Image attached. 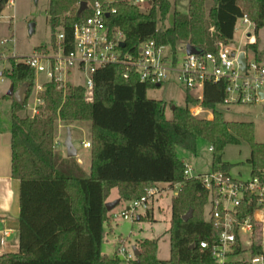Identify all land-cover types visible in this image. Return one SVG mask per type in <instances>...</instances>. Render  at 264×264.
<instances>
[{
	"label": "trees",
	"instance_id": "1",
	"mask_svg": "<svg viewBox=\"0 0 264 264\" xmlns=\"http://www.w3.org/2000/svg\"><path fill=\"white\" fill-rule=\"evenodd\" d=\"M94 1L105 0L87 4ZM149 1L151 9L145 14L131 0H112L115 13L106 23L109 30L122 32L125 53L137 55L148 41L173 51L182 43L217 53L220 44L232 42L238 20L253 22L255 34L264 28V0H211L208 10L206 0H187V11L174 9L172 26L163 31L157 28V17L164 20L169 14L170 0ZM80 2H49L51 38L55 40L59 27L66 53L72 48L74 26L90 15L88 8L78 14ZM5 5L6 0H0V14ZM245 48L257 54L256 43ZM125 69L122 65L98 69L91 95L82 86L46 84L39 95L42 105L30 118L19 113L27 109L34 73L22 61L10 59L7 77L13 89H26L20 104L12 102L11 112V174L19 181L18 252L1 255L0 264H120L117 257L101 253L103 227L110 220L104 207L109 192L117 188L119 198L129 203L159 183L179 185L170 207L169 259L159 261L158 241L145 239L130 264H212L210 253L199 248L216 233L204 221L207 192L199 181L184 177L185 164L176 149L194 154L202 140L212 147L211 171L229 175L231 165L222 161L224 149L245 142L253 176L264 172V144L254 141L253 123L226 121L217 109L226 96L225 81L205 82L201 102L185 91V106L174 107L172 118L166 119L165 102L147 98V91L157 87L133 74L124 79ZM196 104L209 110L212 119L191 115L189 108ZM83 122L91 125L88 177L75 161L69 164L73 158L64 160L54 152L56 123ZM188 211L190 218L182 220ZM259 252L260 247L252 249V254Z\"/></svg>",
	"mask_w": 264,
	"mask_h": 264
},
{
	"label": "built area",
	"instance_id": "2",
	"mask_svg": "<svg viewBox=\"0 0 264 264\" xmlns=\"http://www.w3.org/2000/svg\"><path fill=\"white\" fill-rule=\"evenodd\" d=\"M138 2L144 3V0ZM145 3L150 5V1L146 0ZM7 4L13 5L14 0H6ZM111 4L112 0L87 4L90 15L74 26L72 48L67 53L62 46L64 35L59 31L55 35L54 43L57 49L52 48L51 54L38 50L33 56L22 59L34 76L43 73L48 80L36 87L34 115L42 105L39 95L45 90L46 84L54 83L58 88L64 87L68 76L76 70L87 76L82 87L91 95L93 74L98 69L111 65H122L126 68L124 79L133 74L142 83L156 87H160L174 75L182 90L201 91L199 97L191 94L199 102L203 98L205 82L225 81L226 96L220 107L258 104L264 101V64L256 56L249 61L247 52H252L251 50H233L220 44L217 53L201 51L199 54H187L184 45L181 48L184 54L178 65L177 47L173 51L168 45H157L154 41H148L139 46L137 55H131L119 46L124 43L122 32L112 31L107 27V17L115 13ZM241 20L242 25H245L242 34L247 39V45L254 44L250 43L254 35L248 32L250 28L254 32L253 22L247 18ZM6 43L7 41L1 42L2 45ZM241 52L246 60L244 71H241L237 63ZM28 107L30 105L27 104ZM193 113L198 115L199 111ZM56 145L58 146L57 143ZM82 145L85 148L91 147L89 143ZM209 151H212V147H209ZM192 172L190 166H185L184 177L199 181L207 192L205 208L208 217L204 221L211 224L216 232L210 241L199 243L200 250L210 253L212 264H264V172L253 176L250 174L246 180L233 179L230 174L219 171L210 170L197 175H192ZM159 193L156 186L151 188L145 197L129 202L117 217L123 220L137 219L138 210L145 209L146 204ZM250 208L253 209L252 212H246ZM8 237L9 231L1 229L0 256L3 255L1 247ZM254 247H260L261 252L252 254ZM115 256L127 264L135 260L133 250H127L120 243Z\"/></svg>",
	"mask_w": 264,
	"mask_h": 264
},
{
	"label": "rangeland",
	"instance_id": "3",
	"mask_svg": "<svg viewBox=\"0 0 264 264\" xmlns=\"http://www.w3.org/2000/svg\"><path fill=\"white\" fill-rule=\"evenodd\" d=\"M82 1V0H80ZM87 2L89 0H86ZM138 2V0H133L132 5L136 6L141 13H149L151 9V4L148 6L145 3ZM149 1V0H147ZM50 0H14L13 5H5L4 9L0 14V89L5 85H9L6 91L8 93L10 89V80L7 77V73L10 71V59L15 58L22 61L23 58L31 57L37 53L38 48L47 51L51 54L57 49L55 45V40L51 38L52 30L49 24L48 7ZM171 9L169 14L164 20H160L157 17V28L161 31L167 29L165 24L166 18L168 25H172V15L173 10L184 11L186 3L177 2V0H170ZM211 0H206L205 9L208 10L211 7ZM172 14V15H171ZM237 32L235 33L234 45H231L233 50L237 49L238 43L245 41V36L242 31L245 29V25H242V20H238L236 23ZM60 31L58 27L55 30V35ZM249 33L255 35V32L250 28ZM261 43L260 50L262 54L258 55V60L264 64V29L260 31ZM2 41H7L5 45H2ZM240 44V43H239ZM184 44L180 43L177 45L178 50V65H180L181 59L183 57ZM248 59L252 61L255 58L253 52L248 51ZM87 79L86 75L79 73L78 71H72L71 75L68 76L66 85L63 87H75L82 86ZM47 78L45 74L40 73L34 76V85L32 93L28 99V107L25 111L19 113L21 117L28 116L33 117V108L35 107L34 96L36 87L47 83ZM21 87V86H20ZM17 86L14 90L16 91ZM147 98L163 101L164 106V117L166 119L172 118L171 107L185 106L184 98L185 91L181 89L179 84L175 81L174 75L169 77L164 84L160 87L150 89L147 91ZM194 97H199L201 91L199 89L190 92ZM190 114L193 115L194 111H199L198 115H193L200 118L212 119L213 115L209 110L203 109L199 104L191 106L189 108ZM222 112L223 118L226 121L233 122H248L253 123L254 126V141L258 144H264V101L258 104H245V105H232L226 107L217 108ZM38 112V111H37ZM193 113V114H192ZM81 125V129L78 128ZM89 126L87 122L83 123H73L71 125H65L61 123H56L55 133H54V152L59 154L62 159H66V153L64 149V142L67 136V131L69 130L72 134V145L74 149L81 156L87 153L84 150L80 141L84 139H91V132L89 136ZM91 142V140H90ZM58 144V146L56 145ZM177 158L183 160L185 166H190L193 169L192 175H197L199 173H207L211 169V158L212 154L209 151V145L199 140L197 143L196 153H190L183 149L176 150ZM250 156V147L247 143L241 142L240 145H228L224 149V154L222 160L231 165L230 176L233 179L246 180L250 174V166L247 164L246 160ZM73 160H70L69 164ZM179 186L176 185L173 189L167 191L165 195L160 196L157 201H151L146 204L150 205V213L154 220H151L150 215L146 217L143 213L145 209H139L138 213L142 214V221L135 220H123L117 217L124 208L119 205L112 216L110 227L104 225L103 237H102V252L108 254L109 256H114L115 248L117 244H123L127 250H131L132 246L136 249L138 244H140L145 239H155L157 240V259L159 261H166L169 258V235L167 233L170 226V205L172 197L175 192L178 191ZM137 213V216L139 215ZM207 208H205L204 218L207 219ZM111 228V231H110ZM119 238V239H118ZM119 241V242H118ZM10 242V241H9ZM9 246V245H8ZM18 249H16V252ZM121 264H127L121 260Z\"/></svg>",
	"mask_w": 264,
	"mask_h": 264
},
{
	"label": "crops",
	"instance_id": "4",
	"mask_svg": "<svg viewBox=\"0 0 264 264\" xmlns=\"http://www.w3.org/2000/svg\"><path fill=\"white\" fill-rule=\"evenodd\" d=\"M178 1L179 2L184 1L186 3L185 10L180 11V12L185 13L187 11V0H177V2ZM244 1H246V0H241V2H244ZM172 17H173V15H172ZM172 23H173V18H172ZM165 24H166L167 28H170L172 26V25H168L167 18H166ZM263 29H260L257 32V34H255L253 36V38L251 39V42H250V43H256L257 54H255V56H256L257 60H258V58H257L258 55L262 54V52L260 50V46H261L260 45V43H261L260 31L262 32ZM236 32H237V28H235V33ZM235 33H234V37H235ZM234 39L235 38H233L232 42L229 45H227L228 48L232 49L231 45H234V43H235ZM239 43H238L237 49H245V46L247 45L248 42H247V39H245V41H242ZM0 75H3V74H0ZM8 86L9 85H5V86L1 87V89H0V230L6 229L9 231V237L5 240L4 244L1 247L2 253L3 254H15L18 252V251L16 252V249H18V219H19V212H20V209H19V181L14 179L12 177V174H11V114H12L11 112H12V102H14V101H13L12 97H9L7 95L8 93L6 94ZM10 87H12L11 84H10ZM13 91L15 92L14 89H13ZM87 123H89V122H87ZM78 128L81 129L82 128L81 125ZM90 132H91V125L89 126V136H90ZM90 140L91 139L89 137L88 139H84L83 141H80V143L81 144H83V143H89L90 144L91 143ZM71 141H72V134H71ZM83 148H84V150H87V151H85L87 153H84L81 156H79L78 152L75 150L76 151V157L74 159H75L76 164L82 170L84 176L88 177L90 174V160H91L90 159V152H91V150H90V148H85V147H83ZM177 149H179V148H177ZM182 162H183V160H182ZM205 173L203 172V173H199V174H205ZM155 186L160 190V193L158 195H156L153 199H151V201H155L156 203H157L158 199H160L159 198L160 196L165 195V193H167V191H169L175 187V186H170V185L165 184V183H159V184H156ZM175 193H177V192H175ZM175 193L172 197L175 196ZM115 201H118V204L110 212H107V215H108L110 220L106 224H104V225H107L109 227H110L112 218H114L112 216V213L115 211V209L119 205H121L122 208H125L126 205L128 204V202H124L123 200H121L119 198L117 188H112L109 192V195H108L105 203H114ZM170 207H171V205H170ZM150 209H151L150 205L148 204L146 206L145 210L143 211V213L145 215L146 214L150 215L151 220H154L152 217V213H150ZM170 211H171V208H170ZM143 213L142 214L138 213L139 215L136 219L137 221H140V217L143 216ZM103 229H104V227H103ZM110 231H111V228H110ZM117 246H118V244H117ZM117 246L115 248V253H116ZM133 248H135V247L132 246V250H133ZM101 253H102V255H105L108 258L116 257L115 253H114V256L113 255L109 256L108 254H104L102 252V245H101ZM162 262H165V261H162ZM120 264H121V260H120Z\"/></svg>",
	"mask_w": 264,
	"mask_h": 264
},
{
	"label": "water",
	"instance_id": "5",
	"mask_svg": "<svg viewBox=\"0 0 264 264\" xmlns=\"http://www.w3.org/2000/svg\"><path fill=\"white\" fill-rule=\"evenodd\" d=\"M87 7V1L86 0H82L79 4V9H78V14L82 13ZM120 48H124L125 44L122 42L120 43ZM185 50L187 54H199L201 51L196 49L194 46L192 45H186L185 46ZM245 56L244 53L241 52L238 55L237 58V63L240 66L241 71L245 70ZM26 87L22 86L20 88H18L15 92L13 91V87H10L9 91H8V96L12 97L13 101L17 104H20L22 102V98H23V94L25 92ZM264 95H262L263 97ZM171 109H174V107H171ZM64 149H65V153H66V158L71 159V158H75L76 157V151L72 145V141H71V133L68 130L67 131V136L64 142ZM118 204V201H115L114 203H105L104 207L106 209L107 212H110L116 205ZM191 216V211H188L183 217L182 220L186 221L188 218H190ZM133 253L134 256L136 257L138 255V251L136 248H133Z\"/></svg>",
	"mask_w": 264,
	"mask_h": 264
}]
</instances>
